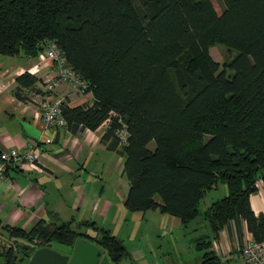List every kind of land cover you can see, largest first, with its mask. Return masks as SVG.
<instances>
[{"label":"trees","instance_id":"obj_1","mask_svg":"<svg viewBox=\"0 0 264 264\" xmlns=\"http://www.w3.org/2000/svg\"><path fill=\"white\" fill-rule=\"evenodd\" d=\"M221 1L218 13L212 0H0V54L37 56L53 40L88 82L90 105L62 102L71 133L95 130L111 110L126 124L125 144L114 119L100 138L123 156L124 206L158 210L184 226L199 215L208 221L209 233L195 240L199 264H228L213 241L231 220L264 242V213L250 203L256 182L264 184V0ZM217 44L235 51L222 66L209 53ZM16 81L31 86L36 78L24 72ZM219 182L226 194L201 212ZM79 222L98 233L55 218L29 230L5 225L24 243L19 257L10 246L0 264H26L37 247H72L78 238L118 264L127 252L121 241L94 221Z\"/></svg>","mask_w":264,"mask_h":264},{"label":"crops","instance_id":"obj_2","mask_svg":"<svg viewBox=\"0 0 264 264\" xmlns=\"http://www.w3.org/2000/svg\"><path fill=\"white\" fill-rule=\"evenodd\" d=\"M24 55L0 54V150L22 149L45 137L52 141L40 145L43 172L9 170L0 179V231L8 232L5 225L29 230L40 220L49 223L54 218L73 220V224L81 220L103 224L109 218L113 201L103 187L89 190L87 181L89 176L102 175L106 168L105 151L109 150L100 141L105 129L101 124L95 130L85 128L76 133L65 127L44 129L37 95L54 75L53 66L49 60ZM28 68L33 70L28 72ZM24 72L36 78L33 85L23 86L16 81ZM53 95L71 107L93 102L91 92H76L66 82L55 85ZM94 151L101 153V160ZM119 160L118 163L123 162ZM250 203L255 214L264 213L262 181L258 191L250 195ZM250 236L244 221L231 220L215 240L221 246V252L216 253L228 264H245L240 250L244 239Z\"/></svg>","mask_w":264,"mask_h":264},{"label":"rangeland","instance_id":"obj_3","mask_svg":"<svg viewBox=\"0 0 264 264\" xmlns=\"http://www.w3.org/2000/svg\"><path fill=\"white\" fill-rule=\"evenodd\" d=\"M212 1L217 12L221 13L222 1ZM209 53L222 66L235 54V51H230L227 47L217 44L210 47ZM227 72L230 73L231 70L227 69ZM148 147L152 149L154 142L150 141ZM105 152L107 153L106 168L102 175L88 177L87 188L97 191L99 187H103V192L113 201L112 210L106 222L103 224L95 223L99 228L107 230L110 235L121 241L127 250L125 256L120 257L118 264H199L201 251L196 249L195 240L197 237L209 233V224L203 215L197 216L187 226H184L176 217L161 213L158 210L146 212L128 210L124 206L128 181L122 172L123 162L118 163L119 158L123 160V156L118 151L109 150ZM94 155L101 160V153L94 151ZM225 194L226 185L219 182L216 189L207 191L201 199L200 211L203 212L212 201ZM72 228L91 236L98 233L97 228L90 224L82 225L80 222L72 224ZM4 232L0 231V262L9 256L8 248L10 246L14 248L13 254L19 257L21 246L24 243L21 238ZM68 247L61 243L52 242V248L59 252L65 253L71 250ZM213 248L218 253L221 252V246L217 242ZM241 259L245 263L242 256Z\"/></svg>","mask_w":264,"mask_h":264},{"label":"built area","instance_id":"obj_4","mask_svg":"<svg viewBox=\"0 0 264 264\" xmlns=\"http://www.w3.org/2000/svg\"><path fill=\"white\" fill-rule=\"evenodd\" d=\"M41 50L38 51L37 58L40 61L49 60L52 63L54 75L45 84L44 90L37 95L38 104L41 110V120L44 129L56 127H65L66 120L62 115V100L54 97L53 89L60 82L68 83L76 92H88V82L68 63L63 51L56 45L53 40H47L40 44ZM33 69L28 68L31 72ZM117 120L118 126L114 134L119 144L127 142L128 129L121 117L113 110L101 123V126L108 127L112 121ZM51 138L45 137L40 141L28 143L24 148H7L0 150V179L6 177L9 170H37L43 172L39 163V152L41 143H50ZM256 185L258 187V183ZM216 246V241H213ZM245 264H264V242L259 243L252 236L244 239L241 250Z\"/></svg>","mask_w":264,"mask_h":264},{"label":"water","instance_id":"obj_5","mask_svg":"<svg viewBox=\"0 0 264 264\" xmlns=\"http://www.w3.org/2000/svg\"><path fill=\"white\" fill-rule=\"evenodd\" d=\"M26 264H114L102 249L86 239L78 238L70 253L52 248V243L37 247Z\"/></svg>","mask_w":264,"mask_h":264},{"label":"flooded vegetation","instance_id":"obj_6","mask_svg":"<svg viewBox=\"0 0 264 264\" xmlns=\"http://www.w3.org/2000/svg\"><path fill=\"white\" fill-rule=\"evenodd\" d=\"M71 250H72V247H71ZM71 250H70V252H71ZM70 252H68V253H70ZM110 260V259H109ZM112 262V261H111ZM113 263V262H112ZM114 264H116V263H114Z\"/></svg>","mask_w":264,"mask_h":264}]
</instances>
